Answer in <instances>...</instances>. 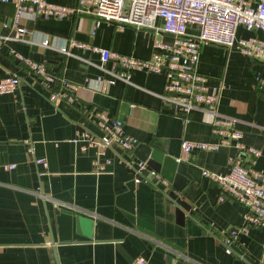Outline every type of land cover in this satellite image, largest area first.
Wrapping results in <instances>:
<instances>
[{
    "label": "crops",
    "instance_id": "obj_1",
    "mask_svg": "<svg viewBox=\"0 0 264 264\" xmlns=\"http://www.w3.org/2000/svg\"><path fill=\"white\" fill-rule=\"evenodd\" d=\"M46 1L70 8L77 4ZM244 1L254 6L259 0ZM14 14L12 3L0 2V80L15 75L20 81L13 93L0 95V264H135L137 259L166 264L167 257L171 264H264V229L246 226L245 208L227 198L219 201V187L201 175L202 170L225 174L234 150L180 151L182 140L217 141L204 114L194 111L182 122L163 106V73L134 72L125 84L114 79L113 63L102 64L100 54L77 46L69 47L70 55L59 51L75 42L145 60L155 42L170 37L154 29L96 25L85 15L26 17L15 26ZM17 29L26 33L18 36ZM251 36L262 38L259 32L236 29L237 38ZM44 40L48 47L42 46ZM12 52L74 85L65 93L75 102L52 99ZM196 70L207 86H221L218 114L235 121L244 147L259 151L253 162L243 156L244 165L264 173V97L253 81L264 78V66L235 48L208 44L199 50ZM100 111L119 120L124 133L137 141L133 151L113 146L98 157L95 149L83 151L82 143L73 142L84 131L102 135L95 117ZM146 149L187 165L189 180L180 192L162 178L163 183L157 181L147 167L141 173L147 182L134 181V166L142 163ZM96 159L109 161L101 173L95 171ZM60 211L73 213L70 240ZM74 217L90 226L76 234ZM242 227L227 253L223 239Z\"/></svg>",
    "mask_w": 264,
    "mask_h": 264
},
{
    "label": "built area",
    "instance_id": "obj_2",
    "mask_svg": "<svg viewBox=\"0 0 264 264\" xmlns=\"http://www.w3.org/2000/svg\"><path fill=\"white\" fill-rule=\"evenodd\" d=\"M0 2H10L15 6L13 20L15 26L20 19L26 17L64 20L76 15H85L96 19V25L106 22L113 23L117 30L124 26H133L137 29L159 30L168 35L170 41L155 42L150 57L145 60L75 42L60 47L59 51L64 55H70L69 47L77 46L98 53L102 64L108 61L113 63L111 75L114 79L125 84L129 83V78L134 72L163 73L164 82L159 96L163 106L171 109L182 122H186L192 112H202L204 123L217 139L213 143L182 140L181 153L188 155L195 151L213 152L220 147H231L234 153L227 158L225 174L202 170L201 175L219 187L221 192L219 201L227 198L245 208L243 220L246 226L264 229V173L249 170L242 159L243 156H249L253 162L260 153L243 146L242 133L235 129L233 119L218 114L221 86H207L206 78L196 70L199 50L201 46L208 44L226 49L235 48L241 55L264 66V0H259L254 6L244 0H77V4L71 8L48 3L46 0H0ZM157 21L160 22L159 27L155 26ZM238 27L248 32H259L262 38L254 36L246 39L237 38ZM190 28L192 32H188ZM25 33L24 29H17L18 36ZM42 46L48 47L49 42L44 40ZM11 54L24 63L29 73L38 78L44 89L51 92L52 99L56 101L62 98L70 103L75 102L73 96L65 93L70 88L75 89L74 85L29 59L14 52ZM97 81L102 85L101 79ZM253 81L255 88L264 97V78L255 76ZM19 85V78L15 75L1 79L0 95L13 93ZM95 117L102 135L95 136L87 131L79 133L73 142L82 143L81 150L95 149L98 157L113 146L124 152L133 151L137 141L124 133L119 120L110 118L104 111L98 112ZM36 162L45 164L42 160ZM105 164H109V161L102 164L96 159L95 171L101 173ZM144 169V163H137L134 166L135 182H147L141 174ZM150 175L163 183L156 173L150 171ZM244 229L242 227L228 231L222 241L227 253L231 251L232 241ZM135 264H145V261L137 259Z\"/></svg>",
    "mask_w": 264,
    "mask_h": 264
},
{
    "label": "water",
    "instance_id": "obj_3",
    "mask_svg": "<svg viewBox=\"0 0 264 264\" xmlns=\"http://www.w3.org/2000/svg\"><path fill=\"white\" fill-rule=\"evenodd\" d=\"M147 150L148 149L145 150V154L143 155V157L140 158V161L145 164V167L149 168L152 172L156 173L160 178H162L166 183H168L174 191L180 192L189 180L185 173L187 165L182 162H178L175 159L162 155L161 153H158L156 151ZM171 198L175 199L174 196H171ZM180 205L181 207L186 209L184 206H182L181 203ZM59 214L65 217V220H63L68 226L69 231L67 240H70L73 224V213L68 211H60ZM175 214L177 219L181 220V218H183V214L178 208L175 209ZM74 223L76 234H79L81 227H84L85 225L90 226L89 221L82 217H74ZM84 235L88 239L91 238V235L88 232ZM166 264H171V258H166Z\"/></svg>",
    "mask_w": 264,
    "mask_h": 264
}]
</instances>
